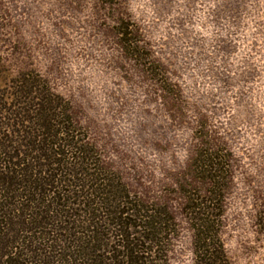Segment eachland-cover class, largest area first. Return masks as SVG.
I'll list each match as a JSON object with an SVG mask.
<instances>
[{
    "label": "rangeland",
    "instance_id": "rangeland-1",
    "mask_svg": "<svg viewBox=\"0 0 264 264\" xmlns=\"http://www.w3.org/2000/svg\"><path fill=\"white\" fill-rule=\"evenodd\" d=\"M28 73L99 166L170 207L171 264H196L189 197L214 208L228 264H264V0H0L9 104Z\"/></svg>",
    "mask_w": 264,
    "mask_h": 264
},
{
    "label": "trees",
    "instance_id": "trees-1",
    "mask_svg": "<svg viewBox=\"0 0 264 264\" xmlns=\"http://www.w3.org/2000/svg\"><path fill=\"white\" fill-rule=\"evenodd\" d=\"M13 85L14 103L0 95V264H171L170 207L99 166L68 104L40 76ZM215 186L211 179L207 191ZM210 209L197 198L185 204L196 264H228Z\"/></svg>",
    "mask_w": 264,
    "mask_h": 264
}]
</instances>
